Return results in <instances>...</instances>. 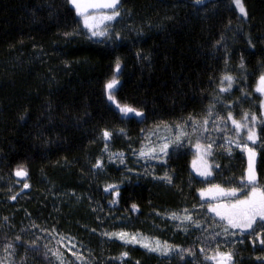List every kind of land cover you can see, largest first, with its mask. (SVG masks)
Here are the masks:
<instances>
[{
	"label": "trees",
	"instance_id": "trees-1",
	"mask_svg": "<svg viewBox=\"0 0 264 264\" xmlns=\"http://www.w3.org/2000/svg\"><path fill=\"white\" fill-rule=\"evenodd\" d=\"M243 3L247 16L234 0H119L120 16L108 27L109 36L92 37L69 0H0L1 236L15 241L22 234L28 245L32 240L20 231L34 223L75 236L94 253L95 264H195L193 255L178 262L101 237L106 228L125 229L175 246L196 244V262L206 264L199 251L207 237L202 228L177 231L168 217L187 209L203 229L218 225L200 195L205 181L191 168L194 151L172 150L154 162L133 153L157 125L180 123L189 114L202 117L209 104L221 116L232 105L227 110L237 119L241 110L260 117L264 0ZM225 74L234 82L230 92L220 93ZM114 78L116 101L144 116H124L108 99L105 85ZM257 127L259 142L249 146L256 147L264 186V132ZM104 129L112 132L106 151ZM218 149L210 155L215 179L223 186L238 182L247 168L246 151ZM97 159L102 169L93 167ZM21 165L26 178L15 176ZM165 175L171 182L161 179ZM25 182L30 187L21 191ZM109 184L118 197L105 191ZM240 237L228 247L223 240L218 244L236 252L233 264H261L259 237L255 244L250 235ZM125 251L129 255L121 259Z\"/></svg>",
	"mask_w": 264,
	"mask_h": 264
},
{
	"label": "snow or ice",
	"instance_id": "snow-or-ice-1",
	"mask_svg": "<svg viewBox=\"0 0 264 264\" xmlns=\"http://www.w3.org/2000/svg\"><path fill=\"white\" fill-rule=\"evenodd\" d=\"M69 2L76 7V11L83 17V25L88 29L92 37H107L109 36L107 30L108 22L116 20L120 16V12L117 10L119 6V0H69ZM196 4H200L202 0H194ZM235 6L239 9V12L243 16H247L246 9L243 5L242 0H234ZM89 9L93 10H110L102 12L101 14H92L89 15ZM119 36V34H116ZM219 43V42H218ZM243 62H241V67ZM120 63L117 61L116 70L119 71ZM227 83V87H224V83ZM234 82V77L230 74H225L221 80V86L219 87L220 93L230 92L232 89V84ZM119 84L117 79H112L108 81L105 85L107 96L109 100L116 102V97L113 95V92L116 89V86ZM256 91L264 94V74H261L258 77ZM119 112L124 116H127L129 113H134L138 117L144 116V113L137 108L130 107L127 104L120 105L117 103ZM232 107V105H225V115L221 116L219 112H214V105L209 104L205 108V115L202 117H197L193 114H189L182 123H174L172 125L165 124V128L173 129V134L170 137H160L157 136V139L161 141L159 147H154L151 136L157 135L156 132H151L150 136L146 138L147 151L142 147L138 153L134 152V155H139L140 157L148 159H159L166 157L168 155L169 144H173L176 148L184 146V141L188 140L191 142L193 137L196 138L195 147L198 149L199 160L201 165L197 166L196 162H193V167L199 172L201 176L208 177L212 175V167L214 165L210 164L205 158L210 156L212 153V145L214 143V135L219 134L228 144H235L239 149H243L247 153V168L245 169L244 175L240 177L238 183L240 187H229L224 188L220 185L214 184L209 185L206 189H200L202 196H210L212 202L208 203L207 201V212L213 213L212 217L213 222H218V225H222L220 233L213 231L212 235L205 237V240L202 241L209 246L215 245L214 249H211L210 255H205L204 260L206 264H233V253L232 251H222L220 245L216 244V240L222 234L224 237H232L236 235L237 230L242 236L250 235L259 237V244L264 248V186H259V178L256 170V147H249V143H255L260 139L256 124L261 125V132H264V118H257L255 113H249L247 111L241 110L240 119H237L232 111L227 110ZM259 107L264 109V100H261ZM214 117V118H213ZM211 124V127H210ZM157 128L160 125L156 126ZM121 133L124 132L123 129L119 130ZM144 131V130H142ZM231 131L234 134V139L229 138L228 133ZM112 136V132L107 129L102 130V137L105 139V151L107 150V140ZM206 140L209 141L206 144H202L200 141ZM257 147L260 145H256ZM115 156V153L109 156L111 161L112 157ZM120 162L124 163L123 153H120ZM103 161L97 159L96 163L93 165L95 169L103 168ZM218 167V166H215ZM16 177H27L28 171L21 165L15 169ZM161 179H166L168 182H171V177L165 175ZM17 183H20L18 180ZM30 186L28 183H23V189H28ZM111 189L115 195L119 196V191L115 185H107L105 191ZM16 195H12L10 199L16 200ZM111 203H116V200H113ZM133 210H137L138 206L133 204ZM185 215L181 216L175 212L169 213L170 217L173 220H180L182 222H187L196 229H200L203 226V222L199 219H195L192 214L188 213L187 209L183 210ZM7 220V217L4 218ZM32 228L39 229V226L36 224L31 225ZM259 229V231H258ZM41 233H46L48 229H39ZM94 231V230H93ZM184 231L187 232L188 228L185 227ZM204 231H208L207 228ZM53 234L54 230H53ZM103 235L109 237L118 238L120 241H123L126 245L129 243L141 244L144 248L149 251L160 252L161 254L171 253L176 251L178 255L183 256L185 253L193 254L192 249L182 248L179 245L172 246L169 245L167 241H160L158 238H152L143 236V234L133 235L124 230L113 231V232H104ZM40 237L32 240L28 245L21 240L19 236L15 237V242L9 240L5 243L3 247V256H0V264H19V262L14 260V254L16 252L15 243L18 242L21 247H30L33 252L41 251L40 247L37 245V240ZM64 239L68 240V244L65 247L68 251H72L71 246V237H61L58 243L63 244ZM253 244L257 243L256 240L252 241ZM51 251L52 255L55 257L57 264H64L62 253L59 250H49L45 246L44 254L48 255ZM201 253H205V247L201 246L199 248ZM72 255L76 258L77 261H80L81 264H87V261L82 255H78L76 252H72ZM128 252L121 253V259L127 257ZM261 264H264V259L259 258ZM24 260V257H21V262ZM139 264V262H136Z\"/></svg>",
	"mask_w": 264,
	"mask_h": 264
},
{
	"label": "rangeland",
	"instance_id": "rangeland-1",
	"mask_svg": "<svg viewBox=\"0 0 264 264\" xmlns=\"http://www.w3.org/2000/svg\"><path fill=\"white\" fill-rule=\"evenodd\" d=\"M243 2V0H242ZM235 4V3H234ZM244 5V3H243ZM75 7V5H74ZM119 7V6H118ZM245 7V5H244ZM76 8V7H75ZM238 9V8H237ZM246 9V8H245ZM118 10V8H117ZM239 10V9H238ZM89 15H92V14H101L102 12H105V11H108L109 14H110V10H104V9H101V10H93V9H89ZM78 13V12H77ZM78 15L80 16L81 20H82V25H83V17L78 13ZM243 15V14H241ZM119 17H117L116 19H118ZM116 20L114 21H111V22H108L107 24V30H108V27L114 23ZM84 27V25H83ZM85 28V27H84ZM87 29V28H85ZM88 30V29H87ZM260 94V101L261 100H264V94ZM113 95H114V92H113ZM112 101V100H111ZM116 105H117V101L114 102ZM255 113V112H253ZM256 114V113H255ZM258 120L259 118L261 117L264 118V109L261 108V115L260 117L256 114ZM183 122V121H182ZM180 122V123H182ZM258 123L256 124V129L258 128L257 127ZM211 127V125H210ZM151 132H156L157 135L155 136H151V140H152V143H153V146L154 147H159L161 141H159L157 139V136H160V137H170L172 134H173V129L171 128H165V127H161V128H158V129H154L151 131ZM229 138H232L233 135H229ZM214 143L212 145V148L213 149H218L220 146L221 147H225L227 146L228 149V153L231 154L232 153V150L233 149H236L237 147L235 146V144H228L223 138H221V136L219 134H215L214 137ZM234 139V138H233ZM202 144H206L208 143L209 141H206V140H201L200 141ZM259 142V140L257 141V143ZM195 144H196V138L193 137L191 139V142H189L188 140H185L184 141V146L183 147H180V148H176L173 144H169V148H168V153L169 151H172V150H186V149H192L194 151L193 153V157H192V164H191V168H192V171L193 173L200 179L204 180L205 181V185L203 187V189H206L209 187V185H214V184H217V185H220L221 187H224V188H229V187H240L241 185L238 183V182H234V181H231V180H226L224 183L226 185H229V187H227L225 184L224 186L222 185L223 183H221L220 181H218L217 179H215V177H217L216 175V170L214 167H212L211 171H212V175L208 176V177H204V176H201L199 174V172L196 170L195 167H193V162L195 161L197 166H200L201 165V161L199 160V153H198V149L195 147ZM216 146V147H215ZM144 149L147 151V145L145 143V145L143 146ZM251 147V146H249ZM212 149V150H213ZM239 149V148H238ZM242 151H244L243 149H240ZM218 151H221V149H218ZM210 164L213 165V163L210 161V156L206 157L205 158ZM164 160V157L162 158H159L158 161H162ZM156 161L155 160H151L150 162H154ZM259 178V176H258ZM260 186V185H259ZM201 195V193H200ZM202 199H203V202H204V205L207 207V203H205L206 201L208 203H211L212 202V198L210 196H202ZM178 215H185V213H181V214H178ZM211 215L214 216L213 213H211ZM169 217V220H171L172 223H176L177 226L175 227L178 230H184L185 227H191L192 225L188 224L187 222H182L180 220H173L170 215L168 216ZM32 223H30L28 226H23L22 229H21V233L24 234V236L26 238H29L31 240H34L36 239V237H40L39 240H37V245L40 247L41 251L39 252H33L31 250V248L29 247H20L19 244H15V247H16V252L14 254V260L19 262V264H57L56 260H55V257L52 255L51 251H49L48 255L45 256L44 254V251H45V246L47 247V249L49 250H59L61 253H62V257H63V260H64V264H81L80 261H77L76 258L72 255V252H76L78 255H82L85 260L87 261V264H95L93 259L95 258V255L94 253L91 254V252L89 251L88 248H86L84 244L80 243L78 239H76L75 236H71L69 234H63V233H59L58 230H54V233L55 235L53 234V230L52 232H46V233H41V231H39V229H44V225H41L39 226V229L37 228H32L31 227ZM222 225H216V227H211V228H208V231H204L203 227H202V230H203V233H204V236H208V235H212L213 231L216 232V233H220L221 232V229H222ZM121 230H124L126 232H129L133 235H137L138 238L139 237V234H143V236H147V237H152V238H158V237H153V236H150V235H147V234H144V233H141V232H132V231H129V230H125V229H121ZM120 231V230H118ZM238 231V230H237ZM259 231V229H258ZM104 232H110L108 230V228L104 229L101 233V237L105 240H114V241H117L120 243V245H125V246H129V247H132V248H139V249H142L146 254L150 255V256H159V257H169L171 258L172 260H176L178 262L182 261V260H185L184 258L188 257V256H192L191 259H195V264H197L196 262V253H197V250L198 249L197 247L195 248V245L196 244H191V245H186L182 248H185V249H192V253L193 254H188V253H185L183 256L181 255H178L176 251L174 252H171V253H165V254H161L160 252H156V251H149L148 249L144 248L141 244H133V243H129V244H125L123 241H120L118 238H115V237H109V236H105L103 235ZM113 232V231H111ZM22 234L19 235L20 238ZM242 236L239 232H236V235L235 236H232V237H224L222 234L218 237V239L216 240V244H218V241L219 240H223L222 241V246L223 247H228L229 245H233L235 243L240 242ZM61 237H71L72 240H71V246H72V251H68V249L65 247L66 244H68V240L67 239H64V242L63 244L61 243H58V241H60ZM258 237L256 236H252V239L253 240H256ZM160 241L163 242V240H161L160 238H158ZM205 239H202V241H204ZM236 240V241H234ZM8 241L6 240V238L2 237L1 234H0V256H3L4 253H3V247L5 245V243H7ZM15 242V241H14ZM171 245V244H169ZM172 246H175V245H172ZM201 246L205 247L206 251H205V254L202 253L201 257H204L205 255H210L211 254V249H214L215 245H212V246H209L207 245L206 243H203L201 242ZM181 247V246H180ZM220 249L222 251H228L226 249H223L222 247H220ZM102 253H104V256L106 254V251L102 248ZM232 251V250H230ZM233 253V256L234 257H237L236 255V252L232 251ZM196 255V256H195ZM21 257H24V260L21 262ZM193 259V260H194ZM210 264V263H209Z\"/></svg>",
	"mask_w": 264,
	"mask_h": 264
},
{
	"label": "crops",
	"instance_id": "crops-1",
	"mask_svg": "<svg viewBox=\"0 0 264 264\" xmlns=\"http://www.w3.org/2000/svg\"><path fill=\"white\" fill-rule=\"evenodd\" d=\"M257 141H258V140H257ZM257 141H256V142H257ZM256 142H255V143H256Z\"/></svg>",
	"mask_w": 264,
	"mask_h": 264
}]
</instances>
